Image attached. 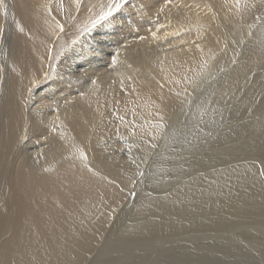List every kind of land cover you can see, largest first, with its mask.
<instances>
[{
  "label": "bare ground",
  "instance_id": "bare-ground-1",
  "mask_svg": "<svg viewBox=\"0 0 264 264\" xmlns=\"http://www.w3.org/2000/svg\"><path fill=\"white\" fill-rule=\"evenodd\" d=\"M162 1L0 0V264H264V0Z\"/></svg>",
  "mask_w": 264,
  "mask_h": 264
},
{
  "label": "rangeland",
  "instance_id": "rangeland-1",
  "mask_svg": "<svg viewBox=\"0 0 264 264\" xmlns=\"http://www.w3.org/2000/svg\"><path fill=\"white\" fill-rule=\"evenodd\" d=\"M120 1H123V3L124 2H126V1H129V0H120ZM173 1L174 0H170L169 2H168V0H164V2L162 1V3L161 4H166V3H168V4H170V3H173ZM160 4V6H162ZM167 4V5H168ZM101 16V14L98 16V17H96L95 19H93V20H90L89 22H88V26L87 27H85L86 28V30L84 31V34L86 33V32H88V33H93V34H95L97 37H102V36H105L106 35V33H108V32H106L105 30H102V31H100V30H95L97 27H92V26H90L89 27V25H90V23L91 22H93L94 23V21H97V20H99V17ZM119 16V17H118ZM131 16H132V14L130 13V11H129V9H127V10H125V9H120V13H119V15H116V16H114L115 18L110 22V26L108 27V31L109 30H117V32H116V34L119 32V29H124L125 28V26H127V28H130L131 26H132V20H131ZM131 20V21H129V19ZM115 22V23H114ZM102 25V24H101ZM124 27V28H123ZM112 28V29H111ZM155 32V31H154ZM154 32L152 33L153 35H154ZM87 33V34H88ZM118 34H121V32L120 33H118ZM102 35V36H101ZM83 36H85V35H81L80 37H78V39L76 40V44L74 45V46H70V48L72 47H85L86 45H85V43L86 42H84L83 41ZM109 39V38H108ZM140 40V38H137L136 37V39H135V41H137V40ZM152 39V38H151ZM81 41H83V42H81ZM151 41L152 40H150V44H151ZM160 41V40H159ZM159 41H156V42H159ZM155 41H154V43H156ZM153 43V44H154ZM83 44V45H82ZM87 44V43H86ZM152 44V48L150 47V49L151 50H154V49H156V48H158V47H163L164 45H158V43L157 44H154L153 45ZM86 48V47H85ZM81 53H82V48H81ZM79 54L82 58H80V59H84L83 58V54ZM64 56H62V58L60 57V59H62V60H64V58H63ZM68 57V56H67ZM97 58V57H96ZM59 63H61V60L59 61ZM62 64V65H61ZM56 69H58V68H60V67H62V74H64L65 75V73H67V74H71V72L73 71V67L71 66V64H68L66 61L65 62H63V63H61ZM57 76H59L60 78H63L64 76L63 75H57ZM47 90V91H46ZM45 90V96H47L51 91H53L52 90V88H51V90L49 89V88H47ZM49 92V93H48ZM35 96H37V98H38V100L42 97L41 96V94L39 95V93L38 94H36ZM40 96V97H39ZM52 102V101H51ZM44 126H46V125H44ZM48 127H50V125H48ZM49 129V128H48ZM51 131V130H50ZM50 131H49V133H48V130H45V131H43V132H38V134L39 133H41V134H39L38 136H34V138H35V140L37 139V140H41V138H44V136L46 137V136H49V135H51L50 134ZM47 133V134H46ZM42 135H43V137H42ZM40 136V137H39ZM39 137V138H38ZM35 144V143H34ZM34 144H32V145H30V147H29V149H28V152H30L31 151V149L32 148H34V147H32V146H34ZM38 144V143H37ZM35 147H36V145H35ZM37 148V147H36ZM30 150V151H29ZM6 185L7 184H2L1 182H0V190H2L4 187H6ZM2 201V199H0V202ZM257 236V235H256ZM4 237L2 236V238H1V235H0V242L2 243H0V250H2V248H3V244H4ZM249 240H252V241H255L254 243L255 244H260L261 242H264V232L262 233V234H260V236L258 235V237H254V238H250ZM6 246H9V249L8 250H6V251H4V259H6L7 257H10V262H12V260H13V256H12V254L14 253V252H16V250H14L12 247H10V245H6ZM224 251V253H223V256H226V258L228 257L229 259H228V261H222V262H220L219 264H233V261H232V258H231V256H232V253L234 252L233 250H223ZM261 251H263L262 253V256L264 257V250H261ZM260 251V252H261ZM20 254H27V253H25V252H22V253H20ZM221 253L218 251V254L217 255H220ZM237 255H238V258L239 259H241L240 258V254H238V253H236ZM2 264H4V263H2ZM9 264V263H8ZM251 264H254V263H252L251 262Z\"/></svg>",
  "mask_w": 264,
  "mask_h": 264
},
{
  "label": "snow or ice",
  "instance_id": "snow-or-ice-1",
  "mask_svg": "<svg viewBox=\"0 0 264 264\" xmlns=\"http://www.w3.org/2000/svg\"><path fill=\"white\" fill-rule=\"evenodd\" d=\"M119 5H117L118 7ZM115 9H110L108 12H105L103 13L99 19H107L111 14H112V11H114ZM99 21H94V23H98Z\"/></svg>",
  "mask_w": 264,
  "mask_h": 264
}]
</instances>
